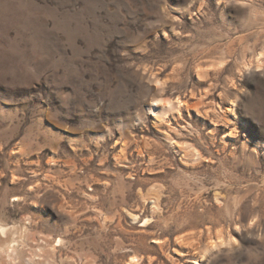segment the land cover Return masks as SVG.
I'll use <instances>...</instances> for the list:
<instances>
[{
	"label": "rangeland",
	"instance_id": "rangeland-1",
	"mask_svg": "<svg viewBox=\"0 0 264 264\" xmlns=\"http://www.w3.org/2000/svg\"><path fill=\"white\" fill-rule=\"evenodd\" d=\"M0 228V264H264V0H0Z\"/></svg>",
	"mask_w": 264,
	"mask_h": 264
},
{
	"label": "bare ground",
	"instance_id": "bare-ground-1",
	"mask_svg": "<svg viewBox=\"0 0 264 264\" xmlns=\"http://www.w3.org/2000/svg\"><path fill=\"white\" fill-rule=\"evenodd\" d=\"M232 104H234L233 102H231ZM181 104V103H180ZM231 104V105H232ZM4 229H2V228H0V232L3 234L4 233ZM1 235V234H0ZM217 241H219V242H222V235H221V233L219 232L218 233V235H217V239H216V241L214 242L215 244L217 243ZM210 246V248H212L213 247V244H210L209 245ZM135 259H132L131 261H130V264H134L135 262Z\"/></svg>",
	"mask_w": 264,
	"mask_h": 264
}]
</instances>
